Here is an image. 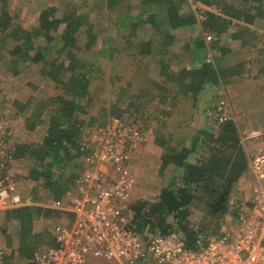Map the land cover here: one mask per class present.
Returning <instances> with one entry per match:
<instances>
[{
  "label": "trees",
  "instance_id": "1",
  "mask_svg": "<svg viewBox=\"0 0 264 264\" xmlns=\"http://www.w3.org/2000/svg\"><path fill=\"white\" fill-rule=\"evenodd\" d=\"M196 1L220 10L219 13L205 10L201 22L203 32L209 31L217 37L212 42L211 49H217L220 55H214L213 60L208 62L205 50L207 44L204 37L199 36L194 43L199 64L194 62L196 58L193 57L192 66H184L178 70L168 62L166 55L177 38L174 31L188 29L198 22L189 0L70 1L67 8L51 6L42 9L38 23L31 27H26L15 19L10 11L9 0H0V48L3 47L6 51L5 62L10 72L20 75L29 64H40L42 75L51 79L63 91L49 100H39L27 117L29 127L35 129L43 122L44 113L49 112L50 125L42 142L17 144L14 152L17 159H32L31 177L44 180L45 188L55 201L60 202L66 191L75 185L74 171L69 175L61 172L58 176L55 172L69 165L75 168L78 160L86 155L81 149L84 129L106 126L110 122L98 125L96 117L86 123L81 119V115L87 113L91 105L89 101L92 100L93 93L90 86L96 69L95 61L83 58L85 54L97 56L109 53L114 57L122 50L125 51L120 44L117 45L116 38L123 40L127 48L131 47L135 55L147 58L158 54L161 58L159 75L164 82L151 79V84L160 90L163 101L170 97L169 84L177 87L180 94L173 96V104L181 96L183 101L192 104L193 111L201 107L202 93L207 87L231 84L238 77L245 78L250 75L252 70L248 64H258L255 76L264 75V43L254 38L255 29L250 27L257 20H264V0ZM133 9L139 10L136 16L132 14ZM92 10L103 15L107 11H119V17L113 23V29L116 30L104 35L108 45L98 50L93 49L101 31L90 17L89 12ZM234 19L246 25L237 24ZM62 25L64 28L59 33ZM146 26H150L156 40L153 37H141L138 31L140 27ZM231 27H237L238 30L230 32ZM225 34H230L232 40L238 41L242 46L251 44L252 47L261 49L256 62L241 60L227 65L225 59L231 49L218 47L221 36ZM53 50L57 56L49 59L48 54ZM127 86L125 90L132 91L131 84L128 83ZM134 92L130 94L129 108L123 112L139 108L144 96L155 97L150 88ZM85 100L88 104L84 103ZM120 102L122 94L110 110V115L113 116L112 119L124 121L122 109L118 106ZM14 105L19 108V112H27L32 108V101H16ZM203 124L205 123L197 127L196 134L191 138L184 137L177 143L157 138L158 144L164 150L162 170L172 165L176 171L172 183L162 188L157 203L141 200L133 203L135 224L142 233H168L177 230L186 235L189 247L197 248L202 238H209V230L214 228L219 231L225 217L233 213L232 195L235 185L249 169V153L243 143L239 126L233 119L219 124L216 134L210 128L207 130ZM47 159L49 161L45 163ZM194 204H198L197 207H200L206 218L198 230L192 229L189 224V215ZM59 212L64 211L43 206H26L6 213L5 218L15 219L19 223V246L23 256L32 259L43 244L47 248L57 245L52 233L36 232L35 219ZM234 214L237 215V210ZM170 218L177 224L171 225ZM201 242L206 243L204 240Z\"/></svg>",
  "mask_w": 264,
  "mask_h": 264
},
{
  "label": "rangeland",
  "instance_id": "2",
  "mask_svg": "<svg viewBox=\"0 0 264 264\" xmlns=\"http://www.w3.org/2000/svg\"><path fill=\"white\" fill-rule=\"evenodd\" d=\"M9 1L10 11L15 19L23 23L26 27H31L38 23L39 14L42 9L51 6H56L60 9L67 8V6L70 5V1L73 2L76 0ZM77 1L82 2L83 0ZM189 2L191 9L196 13L198 22L188 29L174 31V33H177V38L174 44L169 47V52L166 55L168 62L178 70L184 66H192L193 57L196 58V60L199 57L195 50V38L199 36L204 37V33L209 32L202 31V20L199 19L200 16H204L203 12L205 10L220 12L215 6H203L200 1L189 0ZM60 12L61 10L58 13ZM138 12V9L132 10L134 16H136ZM89 13L92 21L98 24V28L101 31L97 40V45L93 49L98 50L108 45L104 40V35L107 36L109 31L116 30L113 29V23L118 19L119 11L113 13L107 11L104 15L97 13L95 10ZM234 21L237 24L241 23L246 25V23L242 21L236 19H234ZM252 26L256 29V31H254L256 37L254 38L256 40L260 39L261 42L264 43V20H257L256 24ZM61 27L59 33H61L64 25ZM232 30L237 31L238 28L231 27L230 32H232ZM138 32L141 37L145 39L153 37V31L150 29V26L140 27V31ZM250 39L254 40L253 37ZM154 40H156V38H154ZM116 41L117 45L120 44L122 48H125V51L122 50L120 53L114 55V57H111L109 53L98 54L97 56L88 53L83 56L85 60L88 59L87 61H95L96 69L93 72L92 84L90 86L91 93H93V98L89 101V105H91L89 106V111L81 115V119L86 123L89 122L92 117H96L98 118L96 121L98 125H100L99 123H108L110 121L105 127H110L112 129L117 127V123L122 122L125 126L140 131L142 135L140 141H134L132 139L128 141L127 152L129 160L125 164L128 171H130L136 179V185L132 192L133 203L143 199L145 200L146 198L158 201L161 189L169 186L173 181V174L176 168L170 165L165 170H162V155L164 150L158 144L157 138L160 137L168 141L173 140L174 143H177L184 137L191 138V136L195 135L198 130L197 127L202 123H205L203 125L206 126L207 130L210 128V131L216 134L219 124L214 121L213 118H210V110L214 106V108H216L217 106L225 105L231 109L234 115L233 120L237 122L239 126L243 143L250 158L254 154L260 152L264 153V75H254L257 73V63L248 64L252 73L245 76V78H241V80L238 79L239 81L233 82L232 85L225 83L218 87H207L202 93V105L208 104L206 105L207 107L203 105L193 111L189 110V108L193 106H191L189 102L183 101L181 96H178L177 103L173 104V96L180 94L177 87H173L172 84H169V88L171 89L169 93L170 97L163 101L160 97V90L151 84V79L163 81V78L159 75L161 70V58L158 54L150 55L147 58L138 56L134 54L135 51L131 47L127 48L123 40L116 38ZM206 44V57L211 52L214 55H220L217 49H213L214 52H210L213 46L212 42ZM220 46L230 47L231 49L225 59L227 65L236 64L241 60L255 61L260 56L261 49L254 48L251 44L242 46L238 41H233L230 34L221 36L218 47ZM259 46H261V44ZM0 49V122L7 127V135L11 143L15 145L20 143H41L50 125L49 112L46 111L44 113L42 116L43 122L39 123L35 129L29 127L27 117L31 115L32 109L39 100H49L50 98L62 94L63 91L57 88L51 79H46L42 75V65L40 64H29L20 75H13L5 62L6 51L3 47ZM56 56L57 53L54 50L48 54L49 59H54ZM128 83L131 84L132 91L125 90V88L128 87ZM148 88L153 90L155 97L146 98L144 96L139 108L123 112L129 108L131 93ZM216 90L219 94V98H217L218 101L212 98V93H215ZM121 94L122 102H120L121 104H118V106L122 109L121 112H123L124 121L120 120L116 123L115 119H112L113 116L110 115V110L116 105L118 97ZM205 99L209 101H205ZM28 100L32 101V108L27 110V112H19V108L14 105L15 102L26 103ZM84 103L88 104V101L86 102L85 100ZM250 103L252 105H248ZM50 108L53 109V106H50ZM92 128L84 129L82 140L84 135L89 137L87 131H91ZM82 159H87V157H82ZM71 166L72 165H69L61 170L57 169L55 172L56 176L61 172L65 175H69L74 168ZM32 167V163L22 161L13 168V171L15 170L16 173L15 175H18L16 181L20 186V191L22 195L28 197L32 194L34 202L39 203L43 207L51 208L53 201L48 195V190L44 186V180L32 182L26 178ZM85 168L92 171L106 170L110 173L112 171L113 173L115 172V169H111L100 163L85 165ZM20 176L23 178H19ZM255 185L256 181H254V175L249 164L248 171L242 176L234 188L231 199L233 203V213L225 217L219 231L212 228L213 230L208 231L207 237L209 236V238H202V240L207 243L212 237L217 238L221 235H231L234 237L235 235H239L241 213L250 211L251 207H246L249 206V203L255 197ZM197 205L194 204L191 207L189 215V224L194 230H198L199 227H202L206 219L200 207L198 208ZM61 207L64 208L67 206L62 203ZM235 210H237V215L234 214ZM69 220L71 219L67 212L54 213V215L51 216H38L35 219V230L53 234L56 225L66 224ZM169 222L171 225L177 224L172 218H170ZM18 231L17 220H6L5 216L0 214V249L10 253L13 246H19ZM182 234L186 238V235L184 233ZM9 239L12 240L11 245L8 244ZM46 248L47 246L43 244L40 251ZM189 248L192 249L191 247ZM26 262L28 261L19 258L15 261L13 260L14 264H25ZM102 262V264H117L105 260Z\"/></svg>",
  "mask_w": 264,
  "mask_h": 264
},
{
  "label": "built area",
  "instance_id": "3",
  "mask_svg": "<svg viewBox=\"0 0 264 264\" xmlns=\"http://www.w3.org/2000/svg\"><path fill=\"white\" fill-rule=\"evenodd\" d=\"M200 20L204 16H200ZM206 43L217 37L204 33ZM213 49H210V52ZM214 52V51H213ZM212 53V52H211ZM207 56L213 60L214 54ZM209 116V115H208ZM225 105L210 110L218 124L233 119ZM116 123L119 119H115ZM7 127L0 122V211L24 206L25 198L10 172L15 159V144L10 142ZM84 135L81 149L84 165H101L115 169L92 171L83 166L75 185L67 191V207L73 213L71 223L58 224L53 232L57 245L35 252L31 264H264V153L249 159L256 185L250 211L241 213L239 235L212 237L190 249L185 236L177 230L168 233H142L135 224L132 192L136 179L125 166L129 140L140 141L139 130L122 122L116 128L96 127ZM141 201L155 203V199ZM56 203L55 208H60ZM5 251L0 249V264Z\"/></svg>",
  "mask_w": 264,
  "mask_h": 264
},
{
  "label": "crops",
  "instance_id": "4",
  "mask_svg": "<svg viewBox=\"0 0 264 264\" xmlns=\"http://www.w3.org/2000/svg\"><path fill=\"white\" fill-rule=\"evenodd\" d=\"M203 6H205V7H207L205 4H203V3H201ZM218 13V12H217ZM252 26V25H251ZM252 29H255V27L254 26H252L251 27ZM256 30V29H255ZM254 30V31H255ZM196 60V59H195ZM194 60V61H195ZM197 62L196 63H198L199 62V60H196ZM248 61H251V60H248ZM256 61V60H255ZM249 67V66H248ZM258 67V66H257ZM250 68V67H249ZM238 79L239 80H241V78H239L238 77ZM239 80H236V82H238ZM230 85H232V83L230 84ZM213 95H212V98H214V100L215 99H217V98H219V94H218V92H217V90L215 91V93L213 92L212 93ZM204 101V100H203ZM205 101H209V100H206L205 99ZM215 101H218V99L217 100H215ZM246 102V101H245ZM190 103V102H189ZM191 104V103H190ZM204 105V104H203ZM202 104L200 105V106H203ZM206 105H208V104H206ZM206 105H204V107H207ZM248 105H252L251 103L250 104H248ZM191 106H192V104H191ZM189 110H193L191 107L189 108ZM188 110V111H189ZM22 161H25L26 163H32V166H33V161H32V159H17L16 157H15V159H14V162L13 163H11V164H9L8 166H9V170H10V172H11V176H12V178L16 181V178L18 177V175H15L16 173H15V170L13 171V168L15 167V165L16 164H18V163H20V162H22ZM49 161V159H47L46 160V162L45 163H47ZM79 162H78V165L75 167V168H73L72 166V168H73V171L75 172V174H76V179H75V182L74 183H76V180L79 178V176H80V173L83 171V166H85L83 163H80L81 161H80V159L78 160ZM19 178H23V177H19ZM27 179H29L30 181H32V182H38V181H40L41 179H33L32 177H31V168H30V170H29V173H28V176L26 177ZM254 181H255V179H254ZM73 187V186H72ZM71 187V188H72ZM70 188V189H71ZM164 188V187H163ZM162 190V189H161ZM66 194H67V191H66V193L63 195V198H62V200L60 201V202H58V201H55V199L53 198V196H51L50 195V193H49V191H48V195L51 197V199H52V201H53V204L51 205V208H54V209H58V210H61V211H64V212H67L69 215H70V219H73V213L71 212V213H69L70 211L69 210H67L66 211V209H65V207L64 208H62V207H60V208H55L54 207V205L56 204V203H63V205L65 204H67V196H66ZM160 196V195H159ZM24 197L25 198H28V196H26V195H24ZM30 197H31V202L30 203H28V204H26V205H24V206H21V207H26V206H41L39 203H37V202H34L33 201V195L32 194H30ZM60 204V205H61ZM67 206V205H66ZM252 206V200H251V202L249 203V206H247L246 208H249V207H251ZM21 207H17V208H12V209H7V210H1L0 211V214L1 215H6V213H9V212H11L12 210H15V209H18V208H21ZM45 207V206H44ZM6 220H11V219H7V217H6ZM15 220V219H14ZM71 220H69L68 221V223L70 222ZM71 223V222H70ZM17 225H18V229H19V223H18V221H17ZM36 232H38L37 230H36ZM53 235H54V232H53ZM10 238V237H9ZM11 243H12V240H10L9 239V241H8V244L9 245H11ZM49 248V247H48ZM48 248H46V249H48ZM46 249H43V250H41L40 251V249L39 250H37L36 252H42V251H44V250H46ZM6 252V251H5ZM17 258H19V259H21V260H27L28 262H26L25 264H31V257L30 258H28V257H25V256H23L22 254H21V252H20V246H17V245H15V246H13V249H12V251L10 252V253H5L4 254V256H3V259H2V261H3V263L4 264H14L13 263V260L15 261Z\"/></svg>",
  "mask_w": 264,
  "mask_h": 264
}]
</instances>
